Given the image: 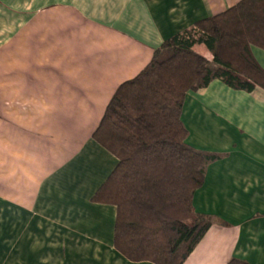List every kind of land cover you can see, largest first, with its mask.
<instances>
[{"label": "crops", "instance_id": "1", "mask_svg": "<svg viewBox=\"0 0 264 264\" xmlns=\"http://www.w3.org/2000/svg\"><path fill=\"white\" fill-rule=\"evenodd\" d=\"M237 1L0 0V264H156L114 246L116 207L92 197L117 159L92 132L156 48ZM181 120L225 154L193 193L212 222L181 264H264V88L214 79Z\"/></svg>", "mask_w": 264, "mask_h": 264}, {"label": "trees", "instance_id": "2", "mask_svg": "<svg viewBox=\"0 0 264 264\" xmlns=\"http://www.w3.org/2000/svg\"><path fill=\"white\" fill-rule=\"evenodd\" d=\"M252 45L264 49V0H238L166 39L108 101L92 138L117 163L92 199L116 207L113 242L128 259L181 264L211 224L192 196L208 164L225 154L186 142L182 105L214 79L264 88Z\"/></svg>", "mask_w": 264, "mask_h": 264}, {"label": "rangeland", "instance_id": "3", "mask_svg": "<svg viewBox=\"0 0 264 264\" xmlns=\"http://www.w3.org/2000/svg\"><path fill=\"white\" fill-rule=\"evenodd\" d=\"M202 49H204L205 51H207L203 46H200Z\"/></svg>", "mask_w": 264, "mask_h": 264}]
</instances>
